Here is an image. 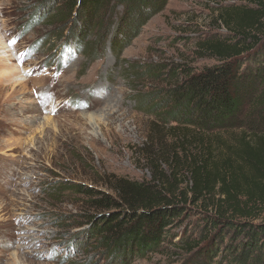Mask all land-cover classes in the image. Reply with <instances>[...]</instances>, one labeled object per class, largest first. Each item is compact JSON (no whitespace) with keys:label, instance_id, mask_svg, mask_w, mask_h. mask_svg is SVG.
<instances>
[{"label":"rangeland","instance_id":"1","mask_svg":"<svg viewBox=\"0 0 264 264\" xmlns=\"http://www.w3.org/2000/svg\"><path fill=\"white\" fill-rule=\"evenodd\" d=\"M241 5L169 0L119 51L112 50L111 39L97 46L95 30L86 34L78 14L62 20L64 0H0V53L10 56L0 59V264L185 263L183 242L199 241L207 229L202 211L229 212L230 202L217 193L175 226L173 243L145 257L108 254L89 219L110 212L95 201L116 196V180L149 183L152 160L179 147L177 134L159 122L153 104L182 82L184 67L199 72L218 64L201 56L199 44L231 37L219 17ZM121 12L118 8L110 21ZM260 32L264 38V26ZM7 67L17 73L11 81ZM237 133L221 137L235 143ZM223 150L215 148L213 157L221 159ZM200 152L208 154L194 143L173 151L185 168ZM162 170L169 174L168 165ZM177 173L179 191H190L188 172ZM238 207L241 212L231 209L234 221L264 222V206L246 204L243 196Z\"/></svg>","mask_w":264,"mask_h":264},{"label":"trees","instance_id":"2","mask_svg":"<svg viewBox=\"0 0 264 264\" xmlns=\"http://www.w3.org/2000/svg\"><path fill=\"white\" fill-rule=\"evenodd\" d=\"M168 1L64 0L62 20L78 14V20H85L86 34L95 30L97 46L105 47L111 39L112 50L120 51ZM238 1L241 6L219 17L231 37L208 38L198 47L202 57L218 64L199 72L184 67L182 82L153 104L159 122L177 134L179 147H172V154L162 160H152L149 183L118 179L112 187L116 196L95 201L98 208L110 212L91 216L89 223L100 247L113 257L135 259L165 250V244L174 241L170 234L175 226L217 193L230 202L229 212L222 207L214 216L202 211L207 229L199 241L183 242L189 255L184 264H264V222L239 223L230 214L231 209L241 212L238 200L243 196L246 204L264 206V38L260 34L264 3ZM118 8L121 16L111 22ZM89 19L91 23L86 22ZM190 132L196 135L190 138ZM229 132H238L235 143L221 137ZM193 143L208 154L194 155L185 168L180 153L173 151ZM215 148L225 149L219 152L221 159L213 157ZM164 164L168 175L162 170ZM182 169L190 175V191H179L177 172Z\"/></svg>","mask_w":264,"mask_h":264},{"label":"bare ground","instance_id":"3","mask_svg":"<svg viewBox=\"0 0 264 264\" xmlns=\"http://www.w3.org/2000/svg\"><path fill=\"white\" fill-rule=\"evenodd\" d=\"M0 46H2V44L0 45ZM5 49V48H4ZM1 50V49H0ZM1 54H3V53H0V59H7V58H10V56H3V55H1ZM7 57V58H6ZM7 61V60H6ZM10 61V60H9ZM9 65V64H8ZM3 69H5V73H6V75H7V77H6V80L7 81H11V78L12 79H14L15 78V76H16V72L15 71H10L11 69H10V67H7V68H3ZM23 80H12V82H14L15 84H22L23 82H22ZM21 82V83H20Z\"/></svg>","mask_w":264,"mask_h":264}]
</instances>
